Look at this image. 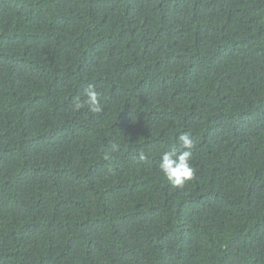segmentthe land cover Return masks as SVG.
I'll list each match as a JSON object with an SVG mask.
<instances>
[{
    "label": "trees",
    "instance_id": "obj_1",
    "mask_svg": "<svg viewBox=\"0 0 264 264\" xmlns=\"http://www.w3.org/2000/svg\"><path fill=\"white\" fill-rule=\"evenodd\" d=\"M0 264H264V0H0Z\"/></svg>",
    "mask_w": 264,
    "mask_h": 264
},
{
    "label": "clouds",
    "instance_id": "obj_2",
    "mask_svg": "<svg viewBox=\"0 0 264 264\" xmlns=\"http://www.w3.org/2000/svg\"><path fill=\"white\" fill-rule=\"evenodd\" d=\"M84 95L86 96V101H82L79 98L75 99L73 109H81L86 102L91 112L100 113L102 109L100 107L99 93L95 87L89 85ZM178 144V148L173 147L161 154L158 168L171 186L182 188L195 175V170L191 164L195 140L186 132L178 136Z\"/></svg>",
    "mask_w": 264,
    "mask_h": 264
}]
</instances>
